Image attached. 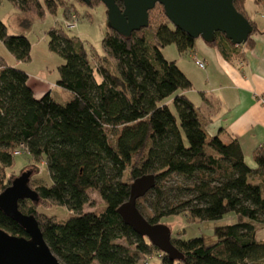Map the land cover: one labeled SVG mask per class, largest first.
I'll list each match as a JSON object with an SVG mask.
<instances>
[{"label": "trees", "instance_id": "trees-1", "mask_svg": "<svg viewBox=\"0 0 264 264\" xmlns=\"http://www.w3.org/2000/svg\"><path fill=\"white\" fill-rule=\"evenodd\" d=\"M7 1L24 14L23 28L29 27L31 13L44 16L38 0ZM64 1L46 0V10L54 14ZM246 1L233 4L255 34ZM99 2L90 0L88 6ZM116 3L123 9L121 1ZM0 42L17 62L30 61L28 39L9 35L1 21ZM170 45L182 55L193 50L195 40L176 29L160 5L149 12L148 27L129 38L110 29L102 40L104 59L96 56L95 63L79 41L50 30L48 49L64 60L56 85L72 95L66 103L50 94L36 99L28 75L0 57V193L11 184L5 173L16 150L45 165L51 185L36 181L32 189L29 183L38 202L21 200L18 208L35 217L62 264H138L155 251L161 264H264V241L257 238L264 229V145L254 152L256 166L250 168L236 139L207 136L184 94L192 83L161 52ZM209 45L228 62L243 58L240 46L224 35L217 34ZM145 175H154L155 187L136 207L148 223L177 215L215 221L229 213L237 222L216 228L213 245L201 238L171 239L182 257L170 259L125 225L117 212L129 199L131 183ZM89 191L99 195L103 208L83 211ZM39 204L63 207L70 217L57 221L39 213ZM0 229L28 238L1 211Z\"/></svg>", "mask_w": 264, "mask_h": 264}, {"label": "water", "instance_id": "water-1", "mask_svg": "<svg viewBox=\"0 0 264 264\" xmlns=\"http://www.w3.org/2000/svg\"><path fill=\"white\" fill-rule=\"evenodd\" d=\"M85 5L90 0H79ZM107 9L109 28L129 38L133 32L145 29L149 24V12L156 5L163 7L168 21L190 38L213 43L217 34L224 35L233 46L245 45L254 29L250 21L234 7V0H99ZM31 171L23 172L0 193V211L13 219L28 238L11 235L0 229V264H62L44 241L39 225L32 215L19 211L18 202H38L37 194L29 186ZM155 187L154 175H145L130 185V196L119 207L118 214L125 225L139 236L146 238L161 253L172 260L181 254L171 243L170 229L163 224L152 225L136 207L138 199Z\"/></svg>", "mask_w": 264, "mask_h": 264}, {"label": "crops", "instance_id": "crops-1", "mask_svg": "<svg viewBox=\"0 0 264 264\" xmlns=\"http://www.w3.org/2000/svg\"><path fill=\"white\" fill-rule=\"evenodd\" d=\"M245 13L258 32L251 36L250 47L240 46L241 61H226L216 47L201 39L195 40L192 51L178 53L172 61L192 83V89L184 94L198 111L207 136L220 134L236 139L245 163L255 168L254 152L264 145V105L259 101L264 98V2L256 4L255 0H247ZM195 60L202 61L204 69L197 67ZM18 64L7 65L16 67ZM23 71L28 75V86L36 99L45 94L56 101L63 97L57 83L45 78L34 82L31 74ZM66 94L65 99L72 98L71 93Z\"/></svg>", "mask_w": 264, "mask_h": 264}, {"label": "rangeland", "instance_id": "rangeland-1", "mask_svg": "<svg viewBox=\"0 0 264 264\" xmlns=\"http://www.w3.org/2000/svg\"><path fill=\"white\" fill-rule=\"evenodd\" d=\"M38 1L44 9V16L39 18L34 13H31L27 16L30 22L29 27L23 28L21 21L25 18L24 14L11 2L0 0V21L7 27L8 34L11 36L23 35L31 44L30 61L28 63L19 62L20 64L16 66L17 68H13L29 72L34 82H39L40 79L45 78L49 82L56 84L59 80L58 68L64 64V60L48 49V32L52 29L59 30L67 37L79 41L88 54H91L92 62H96V56L104 59L105 52L102 40L110 28L107 9L101 2L97 3L95 7H89L79 0H65L64 5L58 6L56 12L51 14L46 10V0ZM152 15L155 16L156 14ZM258 15L260 16V14ZM71 16H74L77 21L76 27L70 30L66 27V23L68 24L71 21ZM161 52L170 61L176 55L178 56V51L174 45L165 47ZM0 57L2 59L5 58L7 64L17 63L1 42ZM60 93H62L63 97L60 96L58 102L66 103L70 100L65 99L67 97L66 91L60 89ZM27 171L32 172L30 179L32 189L36 181L43 182L47 186L51 185L50 175L45 165L43 163H33L26 154L13 157V165L5 173V177L8 178L6 180L11 183L15 178ZM88 197L89 202L84 206V212H92L103 208V201L96 192L89 191ZM140 206L143 208V204ZM37 207L39 213L54 217L60 222L66 221L70 217V212L63 207L51 206L50 204H39ZM236 222V215L229 213L220 220L203 222L192 220L185 215L170 216L163 218L160 224L166 225L170 229L171 239L189 240L201 238L206 245H213L217 241L214 234L215 229L232 225ZM257 238L264 241V229L257 232ZM138 264H161L159 254L155 251L150 256L142 258Z\"/></svg>", "mask_w": 264, "mask_h": 264}, {"label": "built area", "instance_id": "built-area-1", "mask_svg": "<svg viewBox=\"0 0 264 264\" xmlns=\"http://www.w3.org/2000/svg\"><path fill=\"white\" fill-rule=\"evenodd\" d=\"M76 21H77V19H76L74 16H71V21H69L68 24L66 23V27H67L68 29H70V30H71V29H74V28L76 27ZM70 22H71V23H70ZM195 64H196V66L199 67L200 69H204V67H205V64H204L202 61H199V60H195ZM259 101H260L261 104L264 105V98H260ZM21 154H23L22 149H18V150H16V151L13 153L14 156H19V155H21Z\"/></svg>", "mask_w": 264, "mask_h": 264}]
</instances>
